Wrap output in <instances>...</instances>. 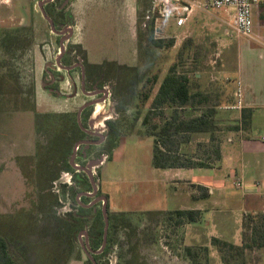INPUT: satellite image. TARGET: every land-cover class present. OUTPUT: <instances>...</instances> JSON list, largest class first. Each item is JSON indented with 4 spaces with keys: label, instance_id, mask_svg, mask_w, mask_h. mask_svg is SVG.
I'll return each instance as SVG.
<instances>
[{
    "label": "rangeland",
    "instance_id": "1",
    "mask_svg": "<svg viewBox=\"0 0 264 264\" xmlns=\"http://www.w3.org/2000/svg\"><path fill=\"white\" fill-rule=\"evenodd\" d=\"M62 1L56 6H42L54 32L36 0H0V232L5 231L9 218L26 219L23 233L30 236L19 240L24 242L26 261L35 259V246L45 245V249L54 245L55 219L70 211V207L59 204L50 209L47 198L39 197L47 193L39 190L57 176L51 191L60 194L59 184H69L70 174L61 170V158L45 166L44 148L67 125L62 122L65 120L51 114L71 113L77 121L78 109L90 101L86 92L99 90V85H104L102 89L108 92V101L102 104L100 97H93L100 103L87 108L91 116L80 114V123L86 118V128L92 122L97 128L103 123L102 117L107 118L118 122V129L126 135L112 146L110 160L104 154L108 141L92 147L85 166L91 169L99 186L93 203L100 204L105 198L111 214L125 213L126 216H120L121 221L112 227L113 249L101 264L105 260L108 264H125L132 256L138 264H189L183 251L187 246L206 248L209 264H222L210 239L219 236L228 242H241L242 226L237 213L225 209L222 198L197 199L202 193L196 188L195 181L200 180L197 172L188 174L152 167L153 138L146 135L148 127L141 123L151 100L142 110L137 108L132 88L138 90L147 76L157 73L152 99L168 68L176 61L182 42L189 39V54L177 71L186 73L192 92L208 95L209 101L207 105L185 108L183 112L186 116H196L208 108L214 109L220 129L216 132V144L220 143L223 130L232 125L223 126L222 118L227 111L224 107L233 100L236 86L234 48H227L228 41L236 40L230 19L212 10H195L179 27L172 21L159 20L156 38L173 39L174 44L170 49H155L147 41L149 30L154 27L153 0ZM64 23L71 25L72 32L62 62L77 58L82 67L60 69L54 60L60 44L56 27ZM255 33L264 36V30H252L251 35ZM258 47L264 50V41ZM107 62L135 67L136 72L124 76L111 67L105 68L103 65ZM28 105H34L35 112L23 109ZM139 109L140 117L135 120ZM153 125H158V119ZM189 144L180 146L181 154L204 158L210 150L209 135L192 134ZM73 145L71 142L70 147ZM212 165L214 168L217 164ZM39 168L43 170L40 175L36 172ZM176 209L198 210L199 215L195 223L183 221L178 226L164 223L161 214ZM223 212L226 220H216ZM136 228L137 236H134ZM80 240L83 242L84 238ZM77 246L80 251L76 249L72 255L80 252L81 260L72 258L67 264H85L87 256L78 241ZM257 252L248 255V264H255ZM56 258V264H61L64 253Z\"/></svg>",
    "mask_w": 264,
    "mask_h": 264
},
{
    "label": "trees",
    "instance_id": "2",
    "mask_svg": "<svg viewBox=\"0 0 264 264\" xmlns=\"http://www.w3.org/2000/svg\"><path fill=\"white\" fill-rule=\"evenodd\" d=\"M53 11L54 15H59L55 9ZM64 24L68 25V23ZM147 41L150 47L155 49H170L174 44L173 39L155 38L152 29L149 30ZM189 47V39L182 42L177 51L176 61L168 68L152 99V91L158 81L157 73H153L149 77L147 76L138 90L132 88L133 95L137 97V108H141L142 110L144 105L151 100L149 109L142 117L141 123L148 127L146 135L153 138L151 164L154 169H210L213 166L212 164H218L221 158L219 142L216 144V132H219L220 129L217 128L214 120V109L208 108L205 112L196 116H186L183 112L185 108H195L202 104L207 105L209 101L208 95L202 92H192V83L186 73H179L177 71L183 65L185 57L189 54ZM103 66L105 68L111 67L117 73H121L124 76L130 72H136L135 67L121 66L115 62H107ZM193 77L195 78V75ZM103 86L99 85L98 88L101 89ZM23 109L35 112L34 105L25 106ZM141 110H137L135 120L140 117ZM90 113L91 111L85 109L81 114L88 117ZM51 115L65 120L62 122L67 124L65 129H68V131H64L65 129L63 128L62 132L49 144L50 146L44 148L46 156L45 166L51 164L53 161L57 162L61 158V170L70 174L71 184L61 183L59 184L60 194L52 193V185L58 180V177L54 176L49 179L48 185L41 186L39 191L41 193L46 192L47 194H39V197L40 199L47 198L50 209L59 207V204L61 206L67 204L70 207V211L64 213L61 217L54 218L53 234L56 237L54 245L52 247L47 246L45 249V245L35 246V249L33 246L35 259L27 261L24 259L22 248L24 242H19L20 238L25 239L27 236L28 238L30 236L26 232L23 233L26 231L24 225L26 219L20 216L19 218H9L7 220L9 222L5 225V231L3 233L0 232V264H56V256L59 253H64V259L61 264H67L72 258L79 261L81 260L80 252H77L74 257L72 254L76 249H79L77 246V235L85 229L87 230L89 250L91 251L85 264H101V260L113 249L111 240L113 237L110 234L112 227L117 221H121L120 216H126L125 213H119V215L111 214L106 202L107 235L105 245L101 249L105 227L102 203L89 207L87 205L90 204V201L85 195L81 196L79 201L76 200L78 195L84 192H91L92 189L86 173L74 169L69 164L73 149V147H70L71 142L75 145L77 142L83 140L85 133L80 129L74 114L61 113ZM36 116L39 117L40 115L36 114ZM46 116L49 117V114ZM249 116L248 111L241 110L240 125H231L227 130H245L248 125ZM155 119H158V125H153ZM85 120L82 121L83 128H86ZM106 125L108 128L106 131V141H108V144L106 148L104 147V154L107 160H110L112 146L116 145L117 140L125 136L126 133H122L118 129V122L107 121ZM200 133L209 135L210 150L208 154L204 158L187 157L181 154L180 146L190 142V135ZM86 154L89 156L90 152ZM37 156L38 153L36 154ZM82 156L75 163H83ZM36 172L40 175L43 173V170L39 168ZM196 188L202 192L197 199H207L209 197L206 188L199 185ZM40 206L43 207L42 203ZM161 215L164 223L168 225L173 223L178 226L183 221L195 223L199 211L176 209L163 212ZM241 226L240 245H235L217 237L210 239V245L217 250L222 264H248V255L253 251H260L264 247V212L246 214L242 218ZM19 231L21 232L20 235ZM136 232L137 228L134 229V236H137ZM183 251L184 258L189 261V264H209L206 248L187 246L184 247ZM136 260L137 258L132 256L125 264H138ZM103 264L108 263L105 260Z\"/></svg>",
    "mask_w": 264,
    "mask_h": 264
},
{
    "label": "crops",
    "instance_id": "3",
    "mask_svg": "<svg viewBox=\"0 0 264 264\" xmlns=\"http://www.w3.org/2000/svg\"><path fill=\"white\" fill-rule=\"evenodd\" d=\"M252 23V30H264V0L253 8ZM232 41H228L227 48H234L233 80L235 85L237 81L241 83V110L250 114L247 128L223 130L225 132L219 143L221 158L214 168L169 170L185 171L189 172L188 174L197 172L200 180L195 182L207 189V199L210 201L213 197L222 198L225 209L235 210L241 225L244 214L264 212V50L258 47V44L264 41V36L255 33L249 38L236 36V40ZM234 93L235 90L232 102H228L226 106L234 104ZM241 110H227L222 118V125H240ZM216 124L219 126V123ZM233 181H239L242 187H235ZM224 213H220L216 220H226ZM255 256V264H264V247Z\"/></svg>",
    "mask_w": 264,
    "mask_h": 264
},
{
    "label": "built area",
    "instance_id": "4",
    "mask_svg": "<svg viewBox=\"0 0 264 264\" xmlns=\"http://www.w3.org/2000/svg\"><path fill=\"white\" fill-rule=\"evenodd\" d=\"M261 0H153L152 18L154 37L159 33V20L172 21L179 27L188 21L195 10H209L222 13L231 21L232 33L237 37L249 38L252 33V10ZM243 107L242 87L236 82L234 104L226 106L227 110H241ZM263 140V138H262ZM237 188L242 187L239 181H233Z\"/></svg>",
    "mask_w": 264,
    "mask_h": 264
},
{
    "label": "flooded vegetation",
    "instance_id": "5",
    "mask_svg": "<svg viewBox=\"0 0 264 264\" xmlns=\"http://www.w3.org/2000/svg\"><path fill=\"white\" fill-rule=\"evenodd\" d=\"M41 1H47V0H39V1H37L38 3L39 2H41ZM57 3H59L60 4V2H59V0H50V1H48V2H46V3H44L43 5H47V6H49L50 4L51 5H53V6H56L57 5ZM56 31L58 32V38L60 39V44H59V48H58V53L55 55V58H54V60H57L56 62H57V64H58V67L61 69H72V68H77L78 66H81L82 67V65H81V63H79V62H77L78 60H77V58H75L74 59V61H69V62H62L63 61V58H64V56L67 54V52H68V49H67V46H66V42H67V40L71 37V32H72V30H71V25H66V24H58L57 25V27H56ZM63 33V34H62ZM61 45H63V51H61ZM66 46V47H65ZM70 51V50H69ZM64 61H65V58H64ZM61 63H63L64 65H62ZM54 67H56V66H53V68ZM58 69V68H57ZM57 69H56V71H57ZM86 73L84 72L83 74H82V76H81V82H82V91H83V87H84V84L85 83H83V80L86 78V75H85ZM89 78H91V76L89 77ZM97 88V87H96ZM103 88V87H102ZM99 89V88H97V89H99V90H95V91H93V92H86V95H87V93H94V92H99L98 94H96V95H94V96H89L90 97V101H88V102H91V101H97V99H92L93 97H96V96H98V97H100V99H99V101H101V103L103 104H105L107 101H108V98H107V96L108 95H106V97L104 96V94H103V91H105V89ZM106 92V94H108V92L107 91H105ZM87 102V103H88ZM100 103V102H99ZM99 103H97L98 105H99ZM94 106V105H93ZM93 106H88L89 108H91V107H93ZM88 107H86L85 109H87ZM84 109V110H85ZM84 110H82V112L84 111ZM81 112V113H82ZM92 115V113L90 114V116ZM102 115V114H101ZM102 125H99L97 128H96V125L94 126V122H92L87 128H83L82 127V125H81V127H80V129L85 133V137H84V139L83 140H81V141H79V142H77L76 144H78L77 146H76V148L74 149V147H75V145H74V147H73V149H74V152H73V149H72V153H71V157H70V160H69V164L74 168V169H76V170H81V171H83L84 173H86L84 170H83V168H88V167H86L85 165H86V163H87V161H89V160H87L88 159V156H87V152H89L90 151V149L92 148V147H95V146H99V145H101V144H103V143H105V141H106V139H107V136H106V131H105V129H104V122H107V118H103L102 117ZM78 123V122H77ZM106 125V124H105ZM83 128V129H82ZM102 139V140H101ZM80 149V150H79ZM76 150H78L77 152H76ZM81 155H83L82 156V160H83V163L82 162H78V163H75L74 161H76V160H78V159H80V156ZM72 156H73V160H72ZM87 157V158H86ZM85 166V167H84ZM89 169V168H88ZM91 170V169H90ZM92 173V172H91ZM86 175H87V173H86ZM88 176V175H87ZM88 179H89V177H88ZM92 179H93V182L95 183V185L97 186V191H98V184L96 183V180H95V178L92 176ZM89 182H90V180H89ZM69 184H71V182L69 183ZM90 185H91V183H90ZM91 189H92V186H91ZM92 192H93V189H92V191L91 192H84V193H81L80 195H78L77 197H76V200H80V197L81 196H83V195H85V194H92ZM85 196H87L88 197V199H89V201H90V204L89 205H87V206H92V205H94V203H93V200H94V198L97 196V194L95 193V195H93V197H91L92 195H85ZM91 197V198H90ZM107 201V200H106ZM100 203H102V201L100 202ZM97 204H99V203H97ZM84 238V241L83 242H81V240H80V238ZM77 239H78V242L79 243H81V246L83 245V247H85V251H84V249H83V247H82V251L85 253V255L88 257L89 256V254H91V251L89 250V242H88V236H87V230L85 229V230H83V231H81L78 235H77ZM106 242V241H105ZM103 244V243H102ZM80 246V247H81ZM104 247V246H103ZM103 247H101V249L103 248ZM99 252V251H98Z\"/></svg>",
    "mask_w": 264,
    "mask_h": 264
},
{
    "label": "water",
    "instance_id": "6",
    "mask_svg": "<svg viewBox=\"0 0 264 264\" xmlns=\"http://www.w3.org/2000/svg\"><path fill=\"white\" fill-rule=\"evenodd\" d=\"M50 0H47V1H41L39 2V8L41 9V12L44 16V18L48 21L49 25H50V29L52 31L55 32L54 30V27H53V24L51 22V20L49 19L48 16H46V14L44 13L43 9H42V6L44 3L48 2ZM61 51H63V45H61ZM99 92H94V93H87L88 96H94L96 94H98ZM103 94L104 96L106 97V92L103 91ZM99 103V101H91V102H88L86 104H84L83 106H81L78 111H77V121H78V125L81 127V123H80V114L82 112V110H84L86 107L88 106H93L95 104ZM83 129V128H82ZM102 140V139H101ZM78 144L75 145L74 149L76 148ZM74 149H73V152H74ZM72 160H73V156H72ZM83 170L87 173L88 177H89V180H90V183H91V186H92V189H93V192L92 194H85V195H95V193L97 192V186L95 185V183L93 182V179H92V173H91V170L88 169V168H83ZM106 199L105 198H102V213H103V216H104V220H105V227H104V233H103V244H102V247L105 245V241H106V235H107V219H106V212H105V205H106ZM83 247V245H82ZM84 251H85V247H83Z\"/></svg>",
    "mask_w": 264,
    "mask_h": 264
}]
</instances>
